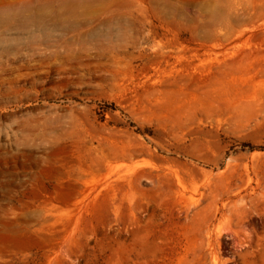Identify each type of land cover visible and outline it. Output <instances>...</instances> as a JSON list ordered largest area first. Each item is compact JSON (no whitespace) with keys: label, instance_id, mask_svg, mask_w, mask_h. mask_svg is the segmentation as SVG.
Segmentation results:
<instances>
[{"label":"rangeland","instance_id":"1","mask_svg":"<svg viewBox=\"0 0 264 264\" xmlns=\"http://www.w3.org/2000/svg\"><path fill=\"white\" fill-rule=\"evenodd\" d=\"M0 264H264V0H0Z\"/></svg>","mask_w":264,"mask_h":264},{"label":"trees","instance_id":"2","mask_svg":"<svg viewBox=\"0 0 264 264\" xmlns=\"http://www.w3.org/2000/svg\"><path fill=\"white\" fill-rule=\"evenodd\" d=\"M246 146H248V147H249V148H251V149L253 148V147H252V146H250V145H246Z\"/></svg>","mask_w":264,"mask_h":264}]
</instances>
